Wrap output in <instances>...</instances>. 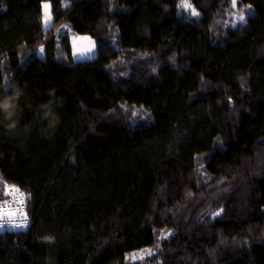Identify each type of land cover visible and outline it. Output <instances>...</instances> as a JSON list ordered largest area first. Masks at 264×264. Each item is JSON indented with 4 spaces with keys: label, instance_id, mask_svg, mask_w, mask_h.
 Listing matches in <instances>:
<instances>
[{
    "label": "trees",
    "instance_id": "16d2710c",
    "mask_svg": "<svg viewBox=\"0 0 264 264\" xmlns=\"http://www.w3.org/2000/svg\"><path fill=\"white\" fill-rule=\"evenodd\" d=\"M188 1L0 0V264H264V0Z\"/></svg>",
    "mask_w": 264,
    "mask_h": 264
},
{
    "label": "rangeland",
    "instance_id": "374dc122",
    "mask_svg": "<svg viewBox=\"0 0 264 264\" xmlns=\"http://www.w3.org/2000/svg\"><path fill=\"white\" fill-rule=\"evenodd\" d=\"M189 2V1H188ZM190 3V2H189ZM191 4V3H190ZM47 5V7H45ZM66 5V2L64 3ZM192 5V4H191ZM180 8L183 11V14H185L187 17H198L200 16V12L194 8L192 5V8L195 9L198 15H193L191 9L186 8L183 6V2L181 0L180 2ZM252 12L250 7H244L236 4L235 7L232 5L230 6V12L227 14L226 19L222 18L218 20L217 24L214 25V29L216 32H220V27L222 25H226V23L229 25V27H236L240 24H244L246 22L247 16ZM243 15L244 19L241 20L239 17ZM52 20V12H51V4L48 2H45L43 4V23L45 27H49ZM60 33H71L70 28L63 27V29L60 31ZM72 46H73V57L76 61H87L95 57L97 52V42L94 38H92L89 35H83V34H74L71 37ZM124 111L126 112V115H130L129 118H136L135 116H143L139 113L138 110L123 107ZM127 109V111H126ZM132 109V110H131ZM151 253V252H150ZM150 255L149 251H143L134 253L132 255L133 259H143L146 256Z\"/></svg>",
    "mask_w": 264,
    "mask_h": 264
},
{
    "label": "built area",
    "instance_id": "2783aa9c",
    "mask_svg": "<svg viewBox=\"0 0 264 264\" xmlns=\"http://www.w3.org/2000/svg\"><path fill=\"white\" fill-rule=\"evenodd\" d=\"M12 186L18 188L19 192L13 191ZM30 204V193L0 179V209L4 212L3 219L5 221L3 228H0V232L25 230L32 223V218L27 214ZM8 213H12V215L9 216ZM20 223L27 226H15Z\"/></svg>",
    "mask_w": 264,
    "mask_h": 264
},
{
    "label": "snow or ice",
    "instance_id": "6c2138e0",
    "mask_svg": "<svg viewBox=\"0 0 264 264\" xmlns=\"http://www.w3.org/2000/svg\"><path fill=\"white\" fill-rule=\"evenodd\" d=\"M182 2H183V6H184V7L191 9L193 15H198V14H199V13H197V12L195 11L194 8H192V5L188 2V0H182ZM231 2H232V4H233V7H235L236 4H237V0H231ZM45 7H47V5H45ZM239 18H240L241 20H243V19H244V16L241 15ZM41 50H42V49H41ZM12 190L15 191V192H19V189H18V188H15V186H12ZM8 215L11 216L12 213H8ZM3 217H4V212H3L2 209H0V228H3L4 223H5ZM25 218H26V217H25ZM15 226H16V227H26L27 225L24 224V223H20V224H16ZM148 251H149V254H150V250H148Z\"/></svg>",
    "mask_w": 264,
    "mask_h": 264
},
{
    "label": "clouds",
    "instance_id": "9594fccd",
    "mask_svg": "<svg viewBox=\"0 0 264 264\" xmlns=\"http://www.w3.org/2000/svg\"><path fill=\"white\" fill-rule=\"evenodd\" d=\"M13 107V105L11 104V101L10 99H6L4 101H0V109H3L7 115H8V118L11 117V111H9L11 108Z\"/></svg>",
    "mask_w": 264,
    "mask_h": 264
}]
</instances>
